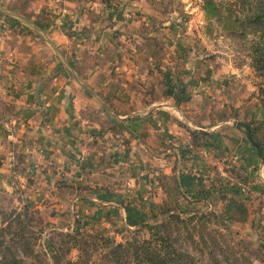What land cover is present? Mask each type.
Instances as JSON below:
<instances>
[{"label": "crops", "instance_id": "0c3cea01", "mask_svg": "<svg viewBox=\"0 0 264 264\" xmlns=\"http://www.w3.org/2000/svg\"><path fill=\"white\" fill-rule=\"evenodd\" d=\"M124 4L123 20H116ZM163 6L0 0V187L19 207L82 217L90 227H130L164 198L154 173L181 176L189 188L202 186L198 177L215 168L224 176L231 166L251 178L255 167L254 179L264 187V121L254 119L251 133L238 115H225L211 127L214 149L209 142L183 159L165 153L188 140L183 125L207 123L193 120L191 97L181 104L174 98L179 69L164 49L176 19ZM233 106L235 113L242 109ZM118 177L135 186V200Z\"/></svg>", "mask_w": 264, "mask_h": 264}, {"label": "rangeland", "instance_id": "374dc122", "mask_svg": "<svg viewBox=\"0 0 264 264\" xmlns=\"http://www.w3.org/2000/svg\"><path fill=\"white\" fill-rule=\"evenodd\" d=\"M157 1L164 5V15L169 12L170 5L176 19L174 33L168 36V49H164L168 50L167 58L173 56L179 69L172 77L174 98L181 104L191 97L189 110L193 120L207 123L194 129L183 125L189 141L171 144L165 153L174 151L183 159L199 150L197 148L207 147L209 142L214 149L218 139L213 136L211 127L226 118L225 115H238L244 123L243 130L249 128L252 133L254 119L257 123L264 121V77L253 67L252 54V51H264V26L254 28L250 24L237 29L225 28V24H229L227 19L246 20L247 9L241 0H211L221 10L220 20L218 15L207 13L204 6L209 0ZM249 1L254 7L256 1ZM226 68L238 71L232 69L222 75L220 71ZM222 80L225 82L221 83ZM187 82L192 83L187 86ZM234 104L242 105L239 113H235ZM256 140L253 135L252 141L256 143ZM226 141L231 143L229 139ZM254 168L248 172L251 178L231 166L223 168L226 176L215 168L211 170L212 175L198 177L205 180L202 186L189 188L184 186L181 176L154 173L164 198L151 208L150 214L130 227H90L82 217L54 218L50 210H24L16 197L0 187V261L14 256L25 264H111L108 260L111 244L148 239L159 230L161 236L169 237L175 248L191 255L196 264H264V187L254 179ZM207 180L210 181L208 186ZM117 182L125 184L129 200L136 197L135 186L128 184L127 177H118ZM176 185L180 187L174 191ZM165 187L172 193L171 200H166L168 207L177 199L179 210L187 213L183 212V221H171L158 229L160 219H155L154 214L168 196ZM223 195L243 201L246 211L233 212L238 220L228 219L222 212L227 201ZM66 233L71 237L65 236Z\"/></svg>", "mask_w": 264, "mask_h": 264}, {"label": "trees", "instance_id": "16d2710c", "mask_svg": "<svg viewBox=\"0 0 264 264\" xmlns=\"http://www.w3.org/2000/svg\"><path fill=\"white\" fill-rule=\"evenodd\" d=\"M254 7L251 6V1L241 0V4L246 7L247 15L246 20L239 21L236 17L231 21L226 20L225 28L237 29L242 26L250 25L254 28H259L264 26V0H255ZM205 9L207 13L218 15L217 19L220 20L221 10L214 5V3L209 0L205 2ZM230 12V11H229ZM232 14V12H230ZM243 31H241L242 33ZM254 57V65L256 72L261 74L264 77V51H252ZM175 182V181H174ZM177 182V181H176ZM175 182V184H176ZM180 185H176L175 189H179ZM167 197L163 201V205L160 207V210L157 214H154L155 219H160V225L167 224L171 221H183L182 215L185 210L180 211V206L177 199L173 200V206L167 205L166 200H171V190H168L167 187ZM180 195L179 191H176ZM223 199L227 200L223 207L222 212L227 214L228 219L238 220L233 216L234 211H241L244 213L246 210L243 201L239 197H224ZM187 213V212H186ZM65 236L71 237L70 234L66 233ZM109 261L111 264H196L193 257L185 251L175 248L170 242L169 237H163L159 233H156L153 237L148 239L137 240L133 239L132 241L126 240L124 243H113L110 245L108 251ZM0 264H25L20 259L12 256L11 258H4L3 261H0Z\"/></svg>", "mask_w": 264, "mask_h": 264}, {"label": "water", "instance_id": "95a60500", "mask_svg": "<svg viewBox=\"0 0 264 264\" xmlns=\"http://www.w3.org/2000/svg\"><path fill=\"white\" fill-rule=\"evenodd\" d=\"M124 8H125V4L117 11L116 20H119V21L123 20L121 15H122ZM257 147H259V146L257 145Z\"/></svg>", "mask_w": 264, "mask_h": 264}]
</instances>
